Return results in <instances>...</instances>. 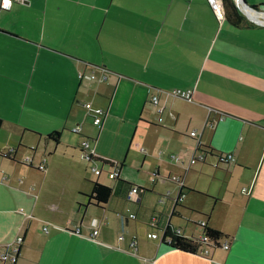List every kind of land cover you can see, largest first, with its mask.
Returning <instances> with one entry per match:
<instances>
[{"label":"crops","instance_id":"0c3cea01","mask_svg":"<svg viewBox=\"0 0 264 264\" xmlns=\"http://www.w3.org/2000/svg\"><path fill=\"white\" fill-rule=\"evenodd\" d=\"M238 13L234 26L206 0L0 9V251L20 236L14 264H264V23ZM173 89L189 100L164 96ZM93 181L110 189L102 204ZM203 223L222 235L206 253L162 238L166 224L200 237Z\"/></svg>","mask_w":264,"mask_h":264},{"label":"built area","instance_id":"2783aa9c","mask_svg":"<svg viewBox=\"0 0 264 264\" xmlns=\"http://www.w3.org/2000/svg\"><path fill=\"white\" fill-rule=\"evenodd\" d=\"M23 0H10V6L12 5V3H15V2H22ZM210 9L212 10V12L215 14V16L218 18V19H221L222 18V5H221V0H206ZM235 3H238V0H233ZM9 6V7H10ZM9 7L7 9H5V7L3 6V0H0V9L2 10H8ZM240 9V12L249 20L253 21V22H256V23H259V24H262L264 23V17L262 18L261 17V14H264V11L263 10H257V11H260V12H256V11H250L249 9H247L246 7H242L240 6L239 7ZM252 12L253 14H259L257 15V17L254 18H251L249 16L248 13ZM251 14V13H250ZM79 76H81V74L79 73ZM90 78H93L94 76L92 74L89 75ZM164 96L165 97H173V98H181V99H184V100H189V92L188 91H181V90H178V89H173V90H170V91H164L163 92ZM150 102L153 104V105H156V103L158 102L157 100V96L156 95H153L150 97ZM83 108H85V110H90V105L88 103H84L83 104ZM161 108V106H160ZM103 115V111L100 110V109H96V110H92L91 111V116H92V120H91V123L93 126H95L96 128H100V124H101V116ZM157 121H160V118H157ZM77 128H73L72 131H76ZM189 136L190 137H194L195 136V131L194 130H191L189 133ZM140 151H143L142 148H139ZM79 157L81 159H83L84 161L86 162H89L90 159H93L95 157V154L93 153L92 149H90L88 147V143H87V140H83L81 141L80 143V147H79ZM170 158H174L175 156L174 155H171L169 156ZM202 159V155H198L197 157H194L192 156L189 160V164H192L194 163L195 161L197 160H201ZM229 159V156H226V158H220V160H227ZM35 168L37 170H42L44 169V164L43 162L36 165ZM91 170L94 174H97L99 171L98 169L94 168V167H91ZM107 176L109 178H114L117 176V171L115 169H112L110 172H108ZM154 179V174H152L151 176H149V181H153ZM171 180L174 181V182H177L178 184H181L180 183V180L178 177H171ZM140 190L139 187L137 186H131L127 192V199L128 200H134L136 198V194L137 192ZM164 196H168V193L166 192L164 194ZM180 195L176 198L177 200L180 199ZM162 201V198H159L158 199V202H161ZM128 217L129 218H133L134 215L133 214H128ZM91 226H94V221L91 222ZM47 227L48 225L47 224H44V226L42 227V230L43 232H46L47 231ZM164 229V228H163ZM97 232L96 229H93L91 231V234L92 235H95ZM176 232V231H175ZM73 233L75 234H78L79 233V228L76 227L74 228L73 230ZM177 233V232H176ZM148 237L150 238H155L156 237V234L155 233H152V234H148L147 235ZM20 243H21V237L20 236H17L15 237L13 240H11L10 242H7L5 244H3L1 246V251H0V262L2 264H14L16 262V259H17V256H18V251H19V247H20ZM221 247L222 248H226L227 247V244L226 242H223L221 244ZM203 253H206V250L203 249Z\"/></svg>","mask_w":264,"mask_h":264},{"label":"trees","instance_id":"16d2710c","mask_svg":"<svg viewBox=\"0 0 264 264\" xmlns=\"http://www.w3.org/2000/svg\"><path fill=\"white\" fill-rule=\"evenodd\" d=\"M221 5L222 14L229 23L234 26H238L243 23V19L238 13V9L236 8L233 0H221ZM57 134L58 133L56 131H53L47 134L46 137L56 142ZM0 156L9 158L10 154H8L7 152L0 153ZM89 161H92V159H90ZM102 163L106 164L105 162ZM109 194L110 189L108 187L93 181L91 183V189L88 194V198L92 199L96 204H102L107 200ZM200 227L202 230L200 237L186 238L176 233L171 225L166 224L163 229L162 238L167 239L166 244L169 247L193 254L200 253L204 248L218 247V242L222 238L221 233L215 229L208 227L205 223L201 224Z\"/></svg>","mask_w":264,"mask_h":264},{"label":"water","instance_id":"95a60500","mask_svg":"<svg viewBox=\"0 0 264 264\" xmlns=\"http://www.w3.org/2000/svg\"><path fill=\"white\" fill-rule=\"evenodd\" d=\"M235 6L236 8L238 9V11L240 12V9L239 7L242 6V7H246L247 9H249L250 11H256V12H260V11H257L256 8L254 7H251V6H248L244 0H238V3H235Z\"/></svg>","mask_w":264,"mask_h":264},{"label":"clouds","instance_id":"9594fccd","mask_svg":"<svg viewBox=\"0 0 264 264\" xmlns=\"http://www.w3.org/2000/svg\"><path fill=\"white\" fill-rule=\"evenodd\" d=\"M3 6L7 9L10 6V0H3Z\"/></svg>","mask_w":264,"mask_h":264},{"label":"bare ground","instance_id":"6f19581e","mask_svg":"<svg viewBox=\"0 0 264 264\" xmlns=\"http://www.w3.org/2000/svg\"><path fill=\"white\" fill-rule=\"evenodd\" d=\"M251 14H252V12H250ZM250 13H248L249 14V16L251 17V18H254V17H252V15L250 14ZM254 16H256L257 17V15H259V14H253ZM261 17L263 18L264 17V14H261ZM255 19V18H254Z\"/></svg>","mask_w":264,"mask_h":264},{"label":"rangeland","instance_id":"374dc122","mask_svg":"<svg viewBox=\"0 0 264 264\" xmlns=\"http://www.w3.org/2000/svg\"><path fill=\"white\" fill-rule=\"evenodd\" d=\"M77 154H79V152L77 153ZM83 164H84V162H83ZM86 166V165H85ZM92 176V175H91Z\"/></svg>","mask_w":264,"mask_h":264}]
</instances>
